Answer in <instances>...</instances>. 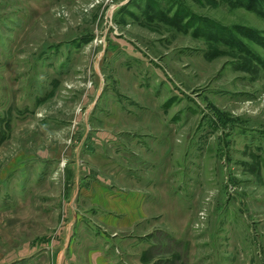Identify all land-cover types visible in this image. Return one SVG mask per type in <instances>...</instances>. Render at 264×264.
I'll return each mask as SVG.
<instances>
[{
    "label": "rangeland",
    "instance_id": "rangeland-1",
    "mask_svg": "<svg viewBox=\"0 0 264 264\" xmlns=\"http://www.w3.org/2000/svg\"><path fill=\"white\" fill-rule=\"evenodd\" d=\"M0 264H264V0H0Z\"/></svg>",
    "mask_w": 264,
    "mask_h": 264
}]
</instances>
